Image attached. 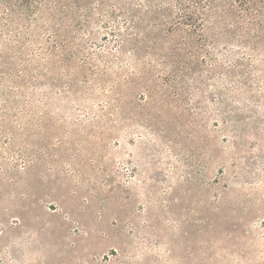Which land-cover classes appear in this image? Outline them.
I'll list each match as a JSON object with an SVG mask.
<instances>
[{"label": "rangeland", "instance_id": "374dc122", "mask_svg": "<svg viewBox=\"0 0 264 264\" xmlns=\"http://www.w3.org/2000/svg\"><path fill=\"white\" fill-rule=\"evenodd\" d=\"M238 1L0 0V264H264V0Z\"/></svg>", "mask_w": 264, "mask_h": 264}, {"label": "trees", "instance_id": "16d2710c", "mask_svg": "<svg viewBox=\"0 0 264 264\" xmlns=\"http://www.w3.org/2000/svg\"><path fill=\"white\" fill-rule=\"evenodd\" d=\"M193 3L196 4V6H203L206 5V4H209L211 3V1L213 0H191ZM258 0H239V7H242V9L246 12H250V10L255 6L256 2ZM182 3H179V6H183V4L181 5ZM183 20V18H182ZM185 21L187 22V25H190L191 26H194L193 25V22L194 20H192V14H190V16H186L185 18Z\"/></svg>", "mask_w": 264, "mask_h": 264}]
</instances>
